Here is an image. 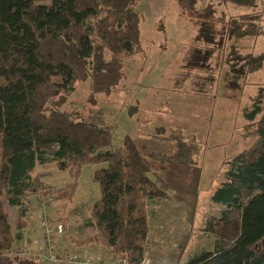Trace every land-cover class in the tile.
Wrapping results in <instances>:
<instances>
[{"label": "trees", "instance_id": "trees-1", "mask_svg": "<svg viewBox=\"0 0 264 264\" xmlns=\"http://www.w3.org/2000/svg\"><path fill=\"white\" fill-rule=\"evenodd\" d=\"M140 0H0V264H45L14 249L27 226V193L33 189L31 171L47 159L67 170L72 181L52 189L55 200L67 206L82 166L96 164L93 179L99 197L89 210L83 237L76 245L97 243L142 264L148 250L150 219L158 203L170 194L150 176L158 167L164 182L186 188L184 177L197 165L200 143L194 135L176 130L159 135L174 142L170 154L145 151L125 134L121 146L110 149L112 132L87 118H74L60 109L66 92L91 79L92 93H109L123 77V59L141 50ZM179 13L197 24L195 38L212 43L215 4L249 6L256 0H168ZM223 18V17H222ZM226 31L236 37L264 33V14H242L227 20ZM208 26V29H207ZM225 63L251 73L264 64V52H244L232 44ZM208 75L209 80L212 75ZM207 79V80H208ZM201 89L206 90V85ZM251 108L243 110L246 125L255 124L251 144L223 161V180L209 198L223 208L206 218L204 230L215 251L195 253L186 264H264V104L260 91ZM36 189V188H35ZM17 208L14 228L7 206Z\"/></svg>", "mask_w": 264, "mask_h": 264}, {"label": "rangeland", "instance_id": "rangeland-1", "mask_svg": "<svg viewBox=\"0 0 264 264\" xmlns=\"http://www.w3.org/2000/svg\"><path fill=\"white\" fill-rule=\"evenodd\" d=\"M208 1L201 0L199 6ZM214 4L219 19L214 22L216 34L210 43L195 38L197 24L181 16L177 4L140 0L136 9L141 15L142 47L123 59L119 83L109 93L91 94V79L86 78L66 92L60 105L74 118H87L111 131L110 149L121 146L125 134L133 136L145 151L167 154L174 151V142L160 139L159 135L176 130L186 136L194 135L199 141V160L185 174V189L168 186L158 167L151 171V178L170 197L154 205L147 264H186L195 253L215 251V241L204 230V224L223 206L212 202L209 195L223 180V161L248 147L255 136V124L246 125L243 110L251 108L252 98L260 91L264 104V64L258 71L245 73L232 70L224 61L232 44L240 45L244 52H264V33L240 38L226 31L229 18L263 15L264 0L249 6ZM261 25L264 30V21ZM209 72L214 80L208 79ZM203 84L205 91L201 89ZM52 150H47L48 159L31 171L36 191L27 193L28 222L14 249L41 257L45 264H62V260L75 264L81 260L71 253L75 245L66 241L70 242L71 236L83 237L89 230L84 221L99 197L98 183L93 179L98 165L82 166L74 196L63 209V201L55 200L50 192L64 187L72 177L56 166L51 159ZM7 213L14 228L17 208L8 205ZM61 243L70 248L69 254L64 253ZM83 259L86 264H94L96 258L89 255ZM109 261L116 264L119 256L112 254Z\"/></svg>", "mask_w": 264, "mask_h": 264}, {"label": "crops", "instance_id": "crops-1", "mask_svg": "<svg viewBox=\"0 0 264 264\" xmlns=\"http://www.w3.org/2000/svg\"><path fill=\"white\" fill-rule=\"evenodd\" d=\"M150 233H151V226H150L149 236H148L149 237V243H150ZM66 243H69L71 246L75 245L74 248H73V251H71V253L75 254L81 260V262L75 263V264H86V263L83 262V260H84L83 258L85 256H89V255H92V256H94L96 258V259H94L95 260L94 264H95V262H96V264H110L109 262H111V261H109V259L111 258L113 253L109 255L110 249L105 247V246H103V245H101V247H100V244L94 243V245L95 244L96 245L95 246H93V245L91 246L92 243H90V244H87V245H84V246H80V245H76L74 242H72V240L70 242L66 241ZM61 248L65 251V252L63 251L65 254H67V253L69 254L70 253V248L69 247H65V245L62 244V243H61ZM149 248H150V246H149ZM149 248H148V250H149ZM37 250L40 251V247ZM147 251H146V254H145L146 256H145L144 261H143L142 264H147V262H146ZM32 252L34 253V250H32ZM63 261L64 260L61 261L62 264H68L66 261H64V262ZM84 261L87 262L86 259ZM106 262H108V263H106Z\"/></svg>", "mask_w": 264, "mask_h": 264}, {"label": "built area", "instance_id": "built-area-1", "mask_svg": "<svg viewBox=\"0 0 264 264\" xmlns=\"http://www.w3.org/2000/svg\"><path fill=\"white\" fill-rule=\"evenodd\" d=\"M50 242H51V241H50ZM50 242H49V243H50ZM116 264H128V263H127V261H126L125 258H123V257L120 256V257H119V261H118Z\"/></svg>", "mask_w": 264, "mask_h": 264}]
</instances>
